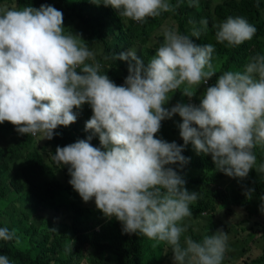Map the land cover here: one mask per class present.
I'll return each mask as SVG.
<instances>
[{
	"label": "clouds",
	"instance_id": "obj_1",
	"mask_svg": "<svg viewBox=\"0 0 264 264\" xmlns=\"http://www.w3.org/2000/svg\"><path fill=\"white\" fill-rule=\"evenodd\" d=\"M102 4L141 24L174 11L168 0ZM198 4L188 0L189 7ZM200 23L207 26L208 21ZM216 27V41L229 47L250 41L257 31L243 17L229 16ZM192 36L200 38V32ZM82 41L65 33L63 13L53 6L0 9V124L8 122L21 135L41 134L51 140L59 126L76 122L74 109L90 105L93 115L85 130L92 135L57 147L51 157L68 167L69 183L82 200L94 199L97 210L122 224L124 234L143 235L156 242L153 247L169 245L174 264H222L228 240L222 229L201 242L189 236L181 244L187 231L182 222L192 216L190 205L199 193H190L185 179L169 167L179 164L182 170L189 163L182 155L184 147L156 136L163 120L179 115L185 147L191 143L197 154L210 155L216 169L229 177L244 179L252 169L264 176V163L257 166L254 153L258 146L264 148V55L250 57L243 72L219 75L199 106L177 103L169 109V93L183 85L180 92L191 100L216 76L211 44L197 46L189 36L165 30L147 66L135 49L115 55L134 62L124 85L117 86L100 73L94 52ZM94 136L101 147L91 144ZM260 211L264 213V205ZM15 236V230L0 228V240ZM0 264L11 262L0 255Z\"/></svg>",
	"mask_w": 264,
	"mask_h": 264
},
{
	"label": "trees",
	"instance_id": "obj_2",
	"mask_svg": "<svg viewBox=\"0 0 264 264\" xmlns=\"http://www.w3.org/2000/svg\"><path fill=\"white\" fill-rule=\"evenodd\" d=\"M97 2L101 4L90 0H0V9L20 10L26 6L39 9L50 5L60 10L65 33L81 37L82 43L94 52L95 62L101 65L100 73L107 74L117 86L124 85L129 64L134 62L117 60L115 55L135 49L147 66L162 43L165 30L189 36L197 46L214 47L212 64L216 76L206 88L213 86L225 71L243 72L250 57L264 55V0H199L198 7H189L188 0H168L174 11L162 12L143 24L120 17L116 10L105 7L102 0ZM229 16L243 17L255 26L257 31L250 41L237 47L216 41V25ZM202 19H207V26L200 23ZM194 31L200 32V38L192 36ZM180 91L169 93L174 94L177 103ZM195 99L197 92L192 101ZM73 111L76 122L68 127L59 126L53 139L46 142L41 140V134L37 138L21 135L11 123L0 124V228L16 233L12 241L0 240V255H6L11 264H163L165 256L168 258L166 243L153 247L156 242L143 235L124 234L122 224L97 210L94 199L88 203L82 200L69 183L67 166L52 160L57 147L87 140L92 135L85 130L93 115L90 105ZM175 135L172 138L160 129L156 138L184 147L182 155L189 163L182 170L179 164L169 167L185 179L190 193H199L197 201L190 205V217L206 216L216 231L230 232V223L224 219L241 203L232 201L226 180L229 176L216 169L210 155L192 152L189 144L185 147L179 130ZM91 144L101 147L99 137L94 136ZM254 153L257 166L264 163V148L258 146ZM250 181L255 186L254 192L243 202L253 223L248 220L246 228L250 234L260 233L264 238V219L255 218V202L251 201L260 197L264 204V176L254 169ZM252 263L264 264V249Z\"/></svg>",
	"mask_w": 264,
	"mask_h": 264
},
{
	"label": "rangeland",
	"instance_id": "obj_3",
	"mask_svg": "<svg viewBox=\"0 0 264 264\" xmlns=\"http://www.w3.org/2000/svg\"><path fill=\"white\" fill-rule=\"evenodd\" d=\"M221 1V0H217ZM188 13H192V10H189ZM92 51V50H90ZM93 52V51H92ZM86 63H90L89 61H86ZM183 85L181 86V91L183 89ZM206 87L204 85H201L197 89V99H195L194 102H190L192 104L198 105L197 103H200L201 97L206 91ZM193 90H196L195 88ZM170 101L168 102L165 107H169L171 109L174 107L177 102L175 100L174 94L169 95ZM189 98L185 97L180 94L179 102L178 103H184L187 104ZM182 123V118L179 115H176L172 117L171 119H165L161 122V131L167 133L170 137H175V132L179 130V124ZM180 131V130H179ZM34 138H37V136H33ZM43 139V137H42ZM41 139V140H42ZM48 139H43L44 142H46ZM190 150L192 152H196L193 145L189 143ZM254 173V169H252L249 172V175L244 179L239 178H232L228 177L226 180L229 182V188L231 189V198L234 203L240 202L241 205L234 206V210L232 212V215L230 214L227 218L224 219L225 222L230 223L229 230L223 231L228 235L227 240V246L224 253V258L222 260V264H253L252 261L257 259L260 254L263 252L264 249V238L261 236L260 233L257 235L255 234H249L248 230L249 228H246V225L249 222L253 223V220L250 217V214L246 211H250L249 209L246 210L244 208V200L247 198L246 193L253 189L255 186L252 184V181H250L251 174ZM251 201L254 203V210L256 209L257 217H261L264 219V213L260 211L261 206L264 204H261V199L253 197L251 198ZM222 210V208H221ZM220 218H223V215H220ZM187 228V231L184 232L181 235V244H184V240L186 237H191L196 242H201L205 236H210L216 234V228L213 225V223L205 216L203 218H196L195 217H186V219L183 220L182 225ZM257 238H260L257 240ZM252 246V247H251ZM244 249L245 253L243 254L246 257V260L239 261L238 258L241 252V250ZM167 253L168 258L165 256V259L163 260V264H174L173 261V253L171 251V247L168 245L167 247ZM171 262V263H169ZM249 262V263H247ZM85 264V263H83ZM159 264V262L155 263Z\"/></svg>",
	"mask_w": 264,
	"mask_h": 264
},
{
	"label": "crops",
	"instance_id": "obj_4",
	"mask_svg": "<svg viewBox=\"0 0 264 264\" xmlns=\"http://www.w3.org/2000/svg\"><path fill=\"white\" fill-rule=\"evenodd\" d=\"M204 86H205V85H204ZM205 87H206V86H205ZM190 102H193L192 99H191V100L188 99L187 104L190 103ZM67 170H68V167H67ZM68 171H69V170H68ZM249 234H250V233H249ZM241 252H243V253L240 254L239 258H240V259H244V260H246V257L243 255V254L245 253V250L242 249Z\"/></svg>",
	"mask_w": 264,
	"mask_h": 264
},
{
	"label": "built area",
	"instance_id": "obj_5",
	"mask_svg": "<svg viewBox=\"0 0 264 264\" xmlns=\"http://www.w3.org/2000/svg\"><path fill=\"white\" fill-rule=\"evenodd\" d=\"M207 85V84H206ZM195 103V102H194ZM198 106V105H197Z\"/></svg>",
	"mask_w": 264,
	"mask_h": 264
}]
</instances>
